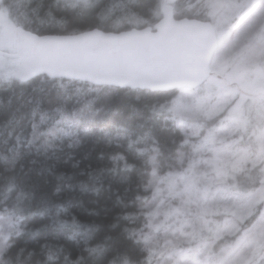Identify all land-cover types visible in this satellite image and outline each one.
Wrapping results in <instances>:
<instances>
[{
  "label": "snow or ice",
  "instance_id": "1",
  "mask_svg": "<svg viewBox=\"0 0 264 264\" xmlns=\"http://www.w3.org/2000/svg\"><path fill=\"white\" fill-rule=\"evenodd\" d=\"M45 8L52 5L0 0V82L37 77L63 89L49 111L34 102L30 118L13 113L0 123V264H264V0H65L69 26L57 34L26 23ZM85 90L170 97L150 108L173 143L180 136L181 147L167 156L175 163L158 175L161 138L144 125L117 126L101 138L115 165L89 166L78 185L61 173L57 192L69 199L37 200L21 179L23 162L39 160L54 172L49 162L73 159L95 116L91 101L70 107L73 93ZM147 141L151 149L141 151L155 153L144 188L151 197L137 194L142 205L127 213L117 196V213L105 207L104 221L92 219L106 174L118 172L121 160L130 167L118 150ZM77 187L92 205L87 218L74 212L83 207L71 201ZM35 217L48 223L43 243L29 250L41 231L29 227Z\"/></svg>",
  "mask_w": 264,
  "mask_h": 264
},
{
  "label": "trees",
  "instance_id": "2",
  "mask_svg": "<svg viewBox=\"0 0 264 264\" xmlns=\"http://www.w3.org/2000/svg\"><path fill=\"white\" fill-rule=\"evenodd\" d=\"M101 1L102 0H100V2ZM109 1L110 0H108V2ZM48 2L47 0H43L45 5H47ZM56 3L59 7L62 6L58 1ZM56 3L54 2V4ZM101 3H106V1H102ZM56 10L59 11L58 8H56ZM53 12L55 11L53 10ZM55 14L56 16H54L53 19L56 26H50L49 28L48 26L39 27L45 34H57L68 28L69 22L65 14L63 12H57ZM192 15H194V10L192 13H189V16ZM57 16H61L60 21L57 20ZM44 18L43 15V19ZM113 21H109V26H111ZM67 86L71 88L72 85L69 82ZM57 89H59V81H57V85L54 88L50 83L40 82L37 77L31 78L23 84L19 81H14L12 83L0 82V123L8 119L13 113L18 117L20 115H26L30 118L34 102H39L42 105L43 111H49ZM59 90L63 91V89ZM88 101H91V110L94 112L95 116L94 119L87 123V127L90 131L87 133L81 132V136L84 137L82 145L71 150L73 159L69 160L67 157H64L60 161L49 162L54 165V172H49L47 164L39 160L36 163H32L31 159L23 162V174L21 179L32 186L37 200L40 196H47L52 199H63L65 201L69 199L66 191L61 190L57 192V186L60 182L57 181L56 177L61 173L67 174L65 177L66 181L78 185L79 181L86 180V177L80 175V173L89 168V166L95 169L97 167H104L105 165H115L117 162L112 161L110 155H108L111 150L106 144L101 142V138L103 137L104 130L115 129L117 126L136 127L144 125L147 130H150L154 135L161 138L165 156L156 157L155 164L158 175H166L169 171L168 165L170 163H175L174 160L167 159V156H174L177 149L181 147L180 136L177 135L176 142L173 143V138L164 128L163 116L156 114L155 118H153L154 114L150 108V105L159 107V105L167 103L168 98L164 95H161L158 99L155 97L145 99L123 93L106 95L85 90L79 93H73L70 100V107L79 108ZM39 118V114H37L36 120L38 121ZM151 147V142L147 141L135 145L132 150H128L126 145L123 149L118 150L121 155L126 157L130 167L125 169V161L121 160L118 162V172L113 171L111 174H106L104 194L102 197L103 202L99 208L100 215L98 217H92V219L104 221L105 207L111 210L112 214L117 213L119 208L123 207V205L117 206V196L126 199L128 205L127 213L134 212L136 208L142 205L143 201H135L137 194L148 196L149 198L151 197V191L145 192L144 188L147 182L153 178V162L150 160V156L155 155V153L141 151V149H151ZM101 148L104 149L105 158L103 160L100 159ZM76 163L79 164L78 168L73 167ZM122 177H127L128 179L122 181ZM61 187L63 188V185H61ZM0 188H2V185H0ZM71 201L72 203L83 201V207H77L74 209V212L82 218H87V210L92 207L89 202L88 194L80 191L79 187H77L71 194ZM133 201H135V208L133 207ZM133 219L139 221L143 220L142 217H134ZM44 223H48V221L41 217L31 218L29 227H39L41 231L36 234L35 238H30L28 240L27 246L29 250L36 246L37 241L43 243V236L45 233L42 226ZM126 223L129 227L137 226L133 223L132 219ZM142 225V223L139 224L140 227ZM94 243L95 241H93L90 246H94ZM86 255L87 253H85V256ZM72 258H75V256Z\"/></svg>",
  "mask_w": 264,
  "mask_h": 264
},
{
  "label": "rangeland",
  "instance_id": "3",
  "mask_svg": "<svg viewBox=\"0 0 264 264\" xmlns=\"http://www.w3.org/2000/svg\"><path fill=\"white\" fill-rule=\"evenodd\" d=\"M47 1H49L47 4H51L52 5V13H51V11L49 10V9H47V8H45L43 11H42V13H41V18H39V19H34L32 22H26V23H28V25H30V26H33V27H37V28H39L40 27V25H42V26H48V28L50 27V26H56V24L54 23V16H56V14L55 13H60V12H62L60 9H61V7H59V5H57V1H58V3L59 4H64V2H65V0H54V2L56 3V4H54V2H52L51 0H47ZM102 1H106V3L108 2V0H102ZM101 1V2H102ZM99 2H100V0H99ZM110 2V1H109ZM192 2L193 3H195L196 2V0H192ZM54 7H56V8H58L59 9V11H57L56 10V8H54ZM53 10L55 11V12H53ZM50 11V13H51V15L52 16H50V17H48L47 15H45V13H47V12H49ZM194 12H195V9H194ZM43 15H44V19H43ZM117 15H119V13L117 14ZM57 18V20L58 21H60L61 20V16H57L56 17ZM113 20H115V17L113 18ZM54 23V24H53ZM123 27H125V28H131L132 26L131 25H128L126 22L122 25ZM140 26H145V25H140ZM137 27H139V26H137ZM229 71H230V69H228ZM222 77V76H221ZM223 78V77H222ZM178 94V93H177ZM170 97L168 98V102L167 103H169L170 102ZM141 227H143V225L141 226ZM145 256H146V253H145Z\"/></svg>",
  "mask_w": 264,
  "mask_h": 264
},
{
  "label": "water",
  "instance_id": "4",
  "mask_svg": "<svg viewBox=\"0 0 264 264\" xmlns=\"http://www.w3.org/2000/svg\"><path fill=\"white\" fill-rule=\"evenodd\" d=\"M144 27H146V26H144ZM144 27H139V28H137V30H141V31H142ZM32 78H34V77H32ZM217 78H218V79H222L221 76H218Z\"/></svg>",
  "mask_w": 264,
  "mask_h": 264
},
{
  "label": "flooded vegetation",
  "instance_id": "5",
  "mask_svg": "<svg viewBox=\"0 0 264 264\" xmlns=\"http://www.w3.org/2000/svg\"><path fill=\"white\" fill-rule=\"evenodd\" d=\"M52 2H53V0H52ZM50 11H51V13H52V8L50 9ZM48 17H50V16H52L51 14L50 15H47ZM29 27H33V26H30V25H28ZM40 26H42V25H40Z\"/></svg>",
  "mask_w": 264,
  "mask_h": 264
}]
</instances>
